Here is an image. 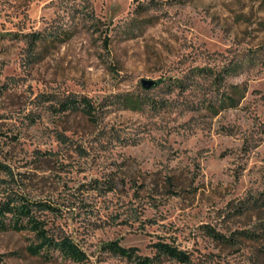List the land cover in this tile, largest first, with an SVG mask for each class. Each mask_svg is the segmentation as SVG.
<instances>
[{"label":"rangeland","instance_id":"obj_1","mask_svg":"<svg viewBox=\"0 0 264 264\" xmlns=\"http://www.w3.org/2000/svg\"><path fill=\"white\" fill-rule=\"evenodd\" d=\"M143 1L0 0V161L13 173H0V200L54 207L39 217L88 264H135L113 241L151 258L166 242L192 264H264V0L137 15ZM36 32L49 40L32 57L24 36ZM71 96L91 100L92 119L58 111ZM32 244L0 231V264H75Z\"/></svg>","mask_w":264,"mask_h":264},{"label":"trees","instance_id":"obj_2","mask_svg":"<svg viewBox=\"0 0 264 264\" xmlns=\"http://www.w3.org/2000/svg\"><path fill=\"white\" fill-rule=\"evenodd\" d=\"M185 2L186 0H146L138 4L135 13L142 16L152 10L158 11L164 6H172ZM48 38L49 37L42 32L24 36L30 56L35 57V49L47 42L49 40ZM50 41L54 42L55 38ZM203 71L211 72L208 70ZM215 81L218 82V78ZM237 94L238 92L225 94L223 97L224 106L234 107L237 103L235 96ZM122 101L125 108L129 110H141L144 105L143 100L134 95H126L123 97ZM93 110L94 107L89 98L71 96L60 103V109L58 111L81 112L92 119ZM0 173L8 177L13 176L11 168L1 161ZM0 182L6 183V180H0ZM112 189L113 188H109L108 191H112ZM54 210V207L44 202H35L24 194L7 190L0 200V231L31 232L35 237V244L28 247V252L33 256L51 260L53 254L58 253L63 259L71 260L75 264H88L85 252L72 238L66 235L56 237L50 234L49 230L46 228V222L39 217L40 213ZM213 236L219 237L217 234ZM106 247L112 254L127 258L135 264H161L160 256L181 264H192L189 254L166 242H158L153 245L158 254V256L153 258L140 255L137 248L123 247L118 241L108 243Z\"/></svg>","mask_w":264,"mask_h":264},{"label":"water","instance_id":"obj_3","mask_svg":"<svg viewBox=\"0 0 264 264\" xmlns=\"http://www.w3.org/2000/svg\"><path fill=\"white\" fill-rule=\"evenodd\" d=\"M142 87L146 90H149L157 85V82L149 79H142L141 81Z\"/></svg>","mask_w":264,"mask_h":264}]
</instances>
